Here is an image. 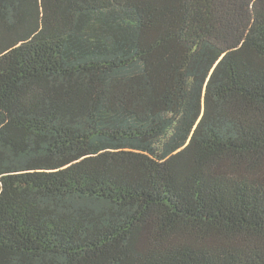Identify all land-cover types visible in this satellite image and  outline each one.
Returning a JSON list of instances; mask_svg holds the SVG:
<instances>
[{
  "label": "trees",
  "instance_id": "1",
  "mask_svg": "<svg viewBox=\"0 0 264 264\" xmlns=\"http://www.w3.org/2000/svg\"><path fill=\"white\" fill-rule=\"evenodd\" d=\"M0 264H264V0H0Z\"/></svg>",
  "mask_w": 264,
  "mask_h": 264
}]
</instances>
